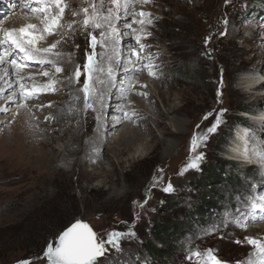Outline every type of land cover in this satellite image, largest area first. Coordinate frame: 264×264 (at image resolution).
<instances>
[{
  "label": "rangeland",
  "instance_id": "rangeland-1",
  "mask_svg": "<svg viewBox=\"0 0 264 264\" xmlns=\"http://www.w3.org/2000/svg\"><path fill=\"white\" fill-rule=\"evenodd\" d=\"M22 2L29 0H0L3 12L0 38L4 31L25 26L23 20L15 18L18 12L27 14L35 25L41 24L38 14L31 11L39 5L30 2L26 6ZM63 4L65 11L58 27L51 34L45 33L43 41L37 43L41 48L56 44L52 52L59 55L47 56L54 65L28 61L27 67L17 75L9 67L13 59L24 63L19 61L20 53L11 52L6 44L0 45L3 55L0 63V264L19 261L47 264L43 257L44 242L54 243L62 231L58 227L62 223L70 225L74 220L88 223L98 238L114 231L135 232V238L124 239L120 245L122 250L110 251L109 258L113 264L148 263L151 257L146 243L160 247L151 235L153 224L163 222L170 226L182 219L201 195L207 198V192L194 187L195 180L209 163L222 159L230 162L221 171L232 176L239 173L244 188L236 196L220 200V212L208 210L205 220L197 221L194 230H186L177 242L180 252L176 251L168 264H206L210 249L225 264H247L251 252L257 253V246L250 245L248 239L264 245V227L260 229L264 225V0H227V3L225 0H149L147 4L130 0L128 13L123 7L117 10L111 0H63ZM92 5L102 16H108L112 9L113 17H118L113 20L120 33L118 43L111 40L100 43V33L110 32L108 23L101 28H84L83 9L88 8L91 13ZM142 11L151 14L143 18V25L138 22L142 19L138 13ZM149 18L151 24L147 23ZM133 29L137 30L134 34ZM89 32L98 41L94 49L89 47ZM220 32L225 35L221 36ZM135 35L141 36L143 51ZM209 36L210 43L205 46V38ZM89 49L94 53L97 71L92 82L93 106L85 109L84 100L79 102L80 133L84 140L91 139L95 133L97 118L93 108L106 77L111 79L114 94L123 98L114 102L110 93L99 97V116L116 122L125 112L129 114L114 130L119 135L112 131L114 137L109 136L107 142L104 137L100 146L90 149L89 154L97 152L98 155L93 163L81 153L64 159L69 139L65 134H55L59 129L65 130L63 123L57 122V115L68 100L67 95L72 90L82 92L85 77L82 75L77 80L75 72L77 67L82 70L83 58L86 63L87 56L92 54ZM68 66H71L68 71L62 68ZM56 67L62 68L59 73ZM41 71H47L49 76L40 75ZM249 73L259 76L254 91L243 84V78ZM68 79L71 89L64 84ZM50 81L52 89L40 90ZM21 84L25 91L35 86L37 94L25 99ZM243 92L246 93L239 94ZM82 95L84 99L83 92ZM105 101L104 107L100 105ZM170 104L179 108L178 114L175 111L174 115L163 116ZM242 106L245 112L238 113ZM19 112L25 113L28 123L33 122L43 137H54L48 147L35 143L34 150L29 152V145H21L19 128L22 126L15 118ZM237 116L240 119L235 121ZM217 118L220 123L215 132L208 133L207 129ZM261 119L259 124L253 123ZM130 120L142 137V141L134 143L143 148L142 155L127 158L121 166H116L115 152L109 142L125 133L123 130L128 127L125 123ZM159 120L164 121L163 126L172 136L162 135ZM178 120H182L181 124ZM240 128L249 133L254 164L230 155L235 132ZM194 136L207 137L199 142L195 152L192 151ZM132 153L121 158L126 159ZM201 154L199 169H188L181 175ZM97 160L102 164L100 168L95 164ZM92 172L97 176L91 178ZM106 174L111 182H101ZM169 183L174 191L166 193L163 189ZM52 197V206L48 202L42 209V203ZM172 201H177L174 206Z\"/></svg>",
  "mask_w": 264,
  "mask_h": 264
},
{
  "label": "snow or ice",
  "instance_id": "snow-or-ice-1",
  "mask_svg": "<svg viewBox=\"0 0 264 264\" xmlns=\"http://www.w3.org/2000/svg\"><path fill=\"white\" fill-rule=\"evenodd\" d=\"M139 3L147 4L149 0H137ZM227 3V0H225ZM35 3L39 5L38 7H32L31 11L34 14H38L37 18L40 19V23L43 25V28H38L35 24H28L24 27H21L18 30H7L3 32L2 38H0V45L7 44L9 50L13 53H20L21 59L24 61L35 62L39 65L53 64L54 61L47 58L48 54L53 56H58L59 53L52 52V49L56 47V44H51L47 48L37 47V43L40 40L44 39V34H51L52 31L58 26V22L61 19L64 11L65 5L63 0H35ZM113 5H116V9L119 10L121 7L124 8L125 12L128 13L130 8V0H111ZM29 6V5H26ZM112 9H109L108 16H102L99 14L95 5H92V11L89 13L88 8H84L83 12L85 17L83 19L84 28H101L104 23H108L110 26V32L105 33L101 32L102 40L100 43L103 44L104 40H111L115 43H118V36L120 33L117 30L115 24L112 23L114 19L118 17H113ZM75 16L76 13L74 12ZM137 15V14H133ZM138 15L142 18L138 22L143 25L145 23L144 17H150V13L140 12ZM227 23V20L224 21ZM147 23L151 24L152 20L147 19ZM69 28L72 27V24L68 25ZM131 27V25H129ZM136 29H133V34L136 33ZM142 31V29H141ZM39 33V34H38ZM220 35H225L224 32H220ZM89 36V47L95 48L97 44L96 36L91 32L88 33ZM136 43L140 46V51H143L145 45L141 44V36L135 35ZM211 37L205 38V46L210 43ZM58 43V42H57ZM7 55V52L5 53ZM137 55L136 52L132 53ZM3 62V57H0V63ZM13 68L16 70L17 75L27 67L25 63H18L17 60H11ZM146 67H150L146 65ZM84 70V79H83V88L81 91L84 94V108L89 109L93 106L91 102V97L95 94L92 86L94 80V73L97 71L94 61V53L87 56V62L83 65ZM55 71L59 73L61 69L59 67L55 68ZM111 67L108 69L109 76L111 75ZM43 76H49L47 71H41L39 73ZM150 75L153 73L150 71ZM82 76L81 70L77 67L75 72V78L80 80ZM21 94L25 99H30L33 95L37 94V88L34 86L31 91H25V86L20 85ZM53 88V82H49L47 85H43L40 90H48ZM128 113L125 112V118L128 117ZM220 120L217 118L216 123L213 124L210 128L207 129L208 133L215 132L217 126L219 125ZM206 136L193 137L192 140V151L195 152L197 147H199V142L206 140ZM203 159V154L194 158L187 167L180 173L183 175L184 171L188 169H199V163ZM164 192H172L174 188L171 183L163 189ZM255 207V205H253ZM216 229V226H213V230ZM136 236L135 232H111L106 235V237L98 238L96 233L89 227L88 224L82 223L80 220H77L75 223H72L71 226L67 227L61 231L58 237L55 239L54 243H47L43 251V257L46 258L47 264H113L112 260L109 258V252L115 251L120 252L121 242L124 239L132 238ZM247 239V238H246ZM250 245L257 246V251L259 254L258 264H264V245H258L256 240L248 239L247 241ZM240 243V241H236ZM206 264H225V262L219 259L216 255L213 254V251L210 249L207 254ZM18 264H31V261H19Z\"/></svg>",
  "mask_w": 264,
  "mask_h": 264
},
{
  "label": "bare ground",
  "instance_id": "bare-ground-1",
  "mask_svg": "<svg viewBox=\"0 0 264 264\" xmlns=\"http://www.w3.org/2000/svg\"><path fill=\"white\" fill-rule=\"evenodd\" d=\"M2 1V0H1ZM30 2L32 3H35V0H29V2H22L23 5H29ZM3 6V5H2ZM31 7V6H30ZM22 8V7H21ZM2 10L0 11V15L2 14ZM6 13V12H4ZM32 14V13H31ZM18 15V16H17ZM33 15H31L32 17ZM15 18L19 19V20H23L25 22V25H28V24H34V21L28 17L27 14H24V13H20L18 12L15 16ZM35 18V17H34ZM36 19V18H35ZM20 22V21H19ZM6 23V22H5ZM113 23V21H112ZM106 24V23H105ZM37 25V24H36ZM108 25V24H106ZM38 28H43V25L39 24L37 26ZM58 27V26H57ZM60 29V28H59ZM55 30V29H54ZM57 30V29H56ZM96 34V33H95ZM40 41H43V40H40ZM130 43V41H129ZM129 43H126L128 44L129 46ZM125 44V43H124ZM7 45V44H6ZM3 46V45H2ZM124 46V45H123ZM9 50V47L8 45L6 46ZM123 48V47H122ZM88 52H91L93 54V52L91 51V49L88 50ZM116 52V51H115ZM19 61L20 62H24L26 63L27 61H24L21 59V54H19ZM1 57H3L2 53L0 54ZM51 56V55H49ZM61 56V55H60ZM50 58V57H49ZM58 58V57H57ZM113 58V57H112ZM85 60L86 58H83V64H82V70H81V73L82 75L84 76V70H83V65L85 64ZM112 60V59H111ZM109 62V61H108ZM32 63V62H31ZM35 63V62H33ZM104 64V63H103ZM46 65V64H45ZM44 65V66H45ZM109 67V66H108ZM13 73L16 74V70L13 68V66H10L9 67ZM8 68V69H9ZM65 71H68L71 69V66H68V67H62ZM61 68V69H62ZM9 69V70H10ZM102 69V68H101ZM132 69V68H131ZM5 72V70H4ZM104 72V71H103ZM67 73V72H65ZM20 75V74H19ZM30 75V74H29ZM100 75V74H99ZM107 76V75H106ZM102 77V76H101ZM67 78V77H66ZM65 78V79H66ZM100 79V78H99ZM103 79V78H102ZM105 79V83L103 82V84L101 85V89L99 91V95L98 97H96L95 99V107L93 108V112L95 113L96 115V118H97V122L95 124V133L93 135V137L89 140H84L83 138V133L81 135V125L79 124V119H80V100H84L83 99V95H82V92H70L69 95H67L68 97V100L64 101L65 104L63 106H61L58 111L59 115H57V119L58 121L57 122H62L63 126L65 127V130L63 129H59V131H57L55 134H59L60 136H62L63 134H65L67 136V139L68 140V148L66 150L65 153H67V156H65L64 154V159L67 160L68 157L70 156H74L76 155L77 153L78 154H82L84 156V159L86 160H89L90 163H93L96 158L98 157L97 155V152H93L92 154H89L90 152V149L92 148H96V146H100V142L102 141V139L104 137H106V142H107V138H109V136H111L112 134V131L115 132V134L118 133V131H114L116 129V127L118 126V124H121L123 122V119L125 120L124 116H121V117H117V121L116 122H111V121H106V119L103 117V116H99V113H98V110H99V106H98V103L97 101L99 102L100 101V98L99 97H106L109 93L111 94V96L113 97V101L116 102V101H122V98H120L119 96L115 95L114 94V91L111 90V79H109L108 77H106ZM259 80V76L258 75H254V73H249L245 76V78H243L244 82L243 84H245V86L247 87L248 90H252L254 91L255 89H257V85L255 84L256 80ZM33 81V80H32ZM35 81V80H34ZM47 81V80H46ZM100 81V80H99ZM34 83V82H33ZM39 83V82H38ZM64 84H68L69 88H70V82H69V79L68 81L64 82ZM65 88V87H64ZM73 88V87H71ZM70 88V89H71ZM100 88V87H99ZM118 93V92H117ZM246 92H243V93H239V94H242L244 95ZM97 94V93H96ZM120 94V93H119ZM34 96V95H33ZM131 98V96H130ZM129 100V99H128ZM133 101H135V99L132 98ZM81 101V102H82ZM91 101H93V98L91 99ZM141 101V100H140ZM13 102V101H12ZM80 102V103H81ZM132 102V101H131ZM107 101L105 102H101L100 105H102L103 107L106 105ZM97 104V105H96ZM82 105V104H81ZM111 106H114L113 104H110ZM141 106H143V102L140 103ZM10 107V106H9ZM83 108V107H82ZM81 108V109H82ZM106 109V108H105ZM179 110V108H176L175 105H168L167 109H166V112L165 114H163V116H169L170 114H173L175 111L177 112ZM135 111H139V110H135ZM123 112V110H121V113ZM132 113V112H131ZM25 113L23 112H19L16 114L15 118H16V123H19L18 120L20 121V125L22 126V128H19V135L21 137V145L24 146L25 144L29 145L28 148H30L31 150L29 152H32V150H34V146H35V143L37 144H40V146L43 148L45 147H48L49 145V142L51 140H53V136H50L48 137L49 135H47L46 137H43V134H40L38 132V130L33 126L35 125L33 122H29L27 121V119L25 118V116L23 115ZM161 114V113H160ZM174 114H178L177 113H174ZM173 114V115H174ZM146 116V115H145ZM249 117V116H248ZM135 118V116H134ZM177 118V116L175 117ZM128 119V118H127ZM163 120V119H162ZM162 120H159V123L158 125L161 126V133L162 135H171V131L168 130L165 126H163V122ZM177 120V119H176ZM25 121V124L24 122ZM50 121V120H49ZM122 121V122H120ZM131 121L130 120L128 123H125L128 125L127 128H125L123 131H125V133L123 135H120V136H116L115 139L113 140L112 143L109 142V145H110V148L113 149V151L115 152V157L117 160L116 161V166L119 165L121 166L123 164L124 161L127 160V158H131V159H134V158H138L142 155V151H143V148H138L136 147V144H134L136 141H142V137H140V133L138 132V130L136 131V128H133L131 125ZM175 121V119H174ZM181 121L182 120H178L179 124H181ZM262 121L261 120H254L253 123H256V124H259L260 122ZM176 122V121H175ZM52 123V122H51ZM130 126V127H129ZM63 127V128H64ZM118 128V127H117ZM120 129V128H119ZM54 130V129H53ZM120 131H122L120 129ZM42 132V131H40ZM83 132V131H82ZM51 133V131H50ZM45 135V134H44ZM119 135V134H117ZM64 136V135H63ZM65 136V137H66ZM113 136V135H112ZM114 137V136H113ZM249 137V133L247 131V129L245 128H240L238 131L235 132V139H233V142H232V145H231V148H230V151H231V154L234 158L236 159H239L241 162H245V163H249V164H254V160H253V157L251 155V152H250V145H251V139L249 140L248 139ZM60 138V137H59ZM57 140V139H56ZM85 142H84V141ZM159 139H157L156 141V144L159 143ZM164 142V141H163ZM77 144V148L75 147H72L73 145ZM67 145V144H66ZM172 145V144H171ZM38 146V145H37ZM25 147V146H24ZM99 148V147H98ZM64 149V148H63ZM36 150V149H35ZM91 150V151H92ZM71 151V153H70ZM130 152H133L131 155H127L126 159H123V155L126 154V153H130ZM256 155V154H254ZM63 157L61 159H63ZM123 157V158H121ZM98 159V158H97ZM52 160V159H51ZM77 160V159H76ZM75 161V160H74ZM73 163L75 164L76 161ZM257 162V161H256ZM255 162V163H256ZM95 164H97V167H101L100 164L101 163H98V160L95 162ZM263 164V162H262ZM92 165V164H91ZM102 165V164H101ZM94 166V165H93ZM264 166V165H263ZM98 169V168H97ZM92 176L96 177L97 174L95 172H92L90 177L92 178ZM101 176V175H100ZM88 178V177H87ZM111 182V178L109 175H105L104 178H102L101 182ZM263 203L260 202L259 203V206H262ZM264 227V225H261L260 226V229ZM258 261H259V254H258V251L256 253V251L254 252H251V257L249 259L246 260L247 264H258ZM245 262V263H246Z\"/></svg>",
  "mask_w": 264,
  "mask_h": 264
},
{
  "label": "trees",
  "instance_id": "trees-1",
  "mask_svg": "<svg viewBox=\"0 0 264 264\" xmlns=\"http://www.w3.org/2000/svg\"><path fill=\"white\" fill-rule=\"evenodd\" d=\"M248 5L249 3L246 5V7ZM237 112L243 113L245 112V108L243 106L239 107ZM237 118L240 119V116L235 117V121ZM223 160L224 159L219 161L220 163L217 161L214 164L209 163L203 170V174L197 180H195L194 187L207 192V198L201 195L196 200V203L193 205V207L188 209L186 215H184L182 219L172 223L170 226L166 225V223L163 222H155L153 224L151 235L154 239H156L157 242L160 243V247H157L152 242L146 243V251L151 258L150 261L145 264H168L170 259L173 258V255L176 253V251L177 253L180 252V245L178 246L179 243L177 242L187 233L186 230H194L195 228L193 226L196 225L197 221L200 222L201 220L203 221L206 219L208 210L215 209L220 212L221 208L220 210L218 209V204H220L219 201H223L222 199L236 196V194H238L240 190L244 188L242 186L243 183L241 179H239V173H236L232 176L221 171V169H223L227 165V163L230 162L226 160V162H224ZM222 161L224 163H222ZM53 198L54 197L44 201L42 203V209L48 202V204H51L50 206H52ZM176 202H173L172 206H174ZM37 222L35 223L36 225ZM67 226L68 225L64 226V223H62L61 226L58 227L59 231L63 230ZM46 242L47 240L44 242V245L48 243ZM45 247L46 245L43 246L42 249H45Z\"/></svg>",
  "mask_w": 264,
  "mask_h": 264
},
{
  "label": "water",
  "instance_id": "water-1",
  "mask_svg": "<svg viewBox=\"0 0 264 264\" xmlns=\"http://www.w3.org/2000/svg\"><path fill=\"white\" fill-rule=\"evenodd\" d=\"M76 221H77V220H74L72 223H75ZM80 221H81V220H80ZM81 222H82V223H86V222H84V221H81ZM72 223H70V225H68L67 227L71 226ZM86 224H88V223H86ZM67 227H66V228H67ZM89 227H90V226H89ZM66 228H64V229H66ZM90 228H91V227H90ZM64 229H63V230H64ZM91 229H92V228H91ZM63 230H62V231H63ZM57 237H58V236H57ZM45 260H46V258H45ZM17 264H18V263H17Z\"/></svg>",
  "mask_w": 264,
  "mask_h": 264
},
{
  "label": "built area",
  "instance_id": "built-area-1",
  "mask_svg": "<svg viewBox=\"0 0 264 264\" xmlns=\"http://www.w3.org/2000/svg\"><path fill=\"white\" fill-rule=\"evenodd\" d=\"M142 264H145V263H142Z\"/></svg>",
  "mask_w": 264,
  "mask_h": 264
}]
</instances>
